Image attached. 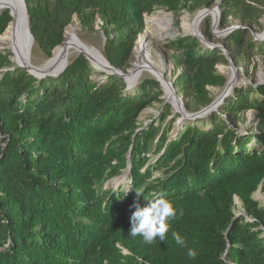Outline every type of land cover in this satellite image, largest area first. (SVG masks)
Listing matches in <instances>:
<instances>
[{
  "label": "trees",
  "instance_id": "obj_1",
  "mask_svg": "<svg viewBox=\"0 0 264 264\" xmlns=\"http://www.w3.org/2000/svg\"><path fill=\"white\" fill-rule=\"evenodd\" d=\"M219 1L221 28L234 15L260 23L264 0H26L35 44L48 57L65 40L77 16L92 27L103 20L104 56L126 69L145 14L175 15ZM12 17L0 12V35ZM214 38L212 18L204 31ZM237 63L240 53L264 56V41L248 29L225 38ZM168 46L181 54L177 89L195 108L213 102L223 87L221 49L197 37L178 36ZM0 48V264H264V84L236 88L213 112L186 122L171 137V108L140 131V113L156 99L155 79L129 92L118 75L92 78L80 53L59 76L38 79ZM262 121L241 134L240 113ZM153 153V155H150ZM131 157L130 161L129 158ZM129 167L127 188L106 187ZM163 175L155 177V171ZM244 215L235 217V198ZM126 250L128 253H124Z\"/></svg>",
  "mask_w": 264,
  "mask_h": 264
},
{
  "label": "rangeland",
  "instance_id": "obj_2",
  "mask_svg": "<svg viewBox=\"0 0 264 264\" xmlns=\"http://www.w3.org/2000/svg\"><path fill=\"white\" fill-rule=\"evenodd\" d=\"M214 6H218L220 9L219 22H218V24L214 30L215 33H213L214 38L210 39V38L206 37L204 34V31L206 30V27L208 25V18L211 17L212 22H213V15L212 14H208L205 18H203L201 23H200V26H199V32L204 34L205 38L209 42L214 43V44H218V45H225L224 38L228 34L227 35L219 34L218 31L225 29L227 27H231V26L247 25L255 33L262 34L264 32V14H263L262 18L260 19V23L258 22V23L252 24V25L244 23L241 19L236 18L234 15H229L227 25L225 27L221 28L220 25H221L222 20H223V12H222V9L220 8L219 1L215 5H213L212 7H214ZM212 7H210V8H212ZM161 10L166 11L165 9H161ZM158 11L159 10L155 11L154 13H152L150 15L145 14V28L142 30L141 33L138 34V36L136 38V41L134 44V49H133V56L131 58L130 64L126 69L119 68L122 71H124L126 74L128 73L129 69L132 67L133 61L135 60V53H134L135 51L134 50H135L138 39L140 38V36L142 34H146V35L149 34L148 27H147V17L154 15V14H157ZM199 11H197L196 13L185 12L181 15H175L173 12L166 11L167 16L168 17L170 16L169 18L173 19L172 20V33L165 36L164 38H159V39L153 38V43L151 44L152 45L151 49H152L154 57H158V55L163 54L167 58V64H166V67L164 68V71H163V78L166 81H168V83H169V90H170L169 92L170 93H168L166 86L162 82H160V80H157L156 76L152 75L151 71L148 69L140 70L133 77H129L128 81H126L123 77H121L124 79V81L126 83V89L129 92H133V93L137 91L140 83L143 82L144 80H147V79H150V80L155 79L161 85V87L158 90V93H156V99H154L152 101L151 105H149L147 108H145L140 113V115L138 117V121H137V124L139 127L136 130L137 132L140 131L141 129L145 128L149 124L155 122L157 120V118L161 115V113L165 112L167 108H171V113H172L167 118V122L172 125L171 131L169 133V135L171 137L178 135V133L182 130L184 123L196 122L197 119L201 118V117H197V118L191 119V118L187 117V113H184V110H185V112H195V111H198L200 109L197 110L195 108V104H192L193 103L192 98L187 99L183 93L178 92L177 78H178L179 74L183 71V68H182V66H180L177 63V58H178V56H180L181 53L178 50L171 48L172 46H168V44H170L172 41H174L178 36L197 37L193 34L194 31L189 32V31H185L183 29V21L187 19L188 21L193 23L195 18L197 17ZM71 24L76 25L75 32L78 35V37L84 43H86L91 48H94L96 51L101 52L102 55L104 56V44H105L106 37H105L104 32L102 30L103 20L100 16L96 17L95 21L92 23V27H85L77 16H74ZM250 28H248V30L252 34V31ZM65 36H66V30H65ZM252 36H253V34H252ZM263 36H264V34H263ZM65 39H66V37H65ZM256 41H264V38L256 39ZM202 43L211 49H217V48L209 46L205 42H202ZM0 48H2V47L0 46ZM226 48L228 49V51L230 53L229 48L227 46H226ZM5 49H7V48H5ZM80 53L81 52H75V53H72L71 55H69V53H67L65 55V57H66V59H68V61L70 63L71 60H73L75 57H77ZM31 57H32L33 64L35 66L41 67V68L44 67L46 65V63L51 58V57H48L42 50H40L35 43H34V47H33ZM238 60H239V62H237V63L234 61V64L237 68V70L235 71L236 80L234 81V84H233L232 88L230 89L229 94L227 95L226 98L221 100V102L215 107V109L212 112L208 113L206 116L210 115L213 112H217V113H220L221 116H223L224 118L231 119L232 117L229 115L228 112H221L220 109H221V106L225 103L226 99L234 94L235 89L241 88V89L245 90L246 88L250 87L251 85L257 87L256 84H259V85L264 84V56L263 55H257V54L253 55V54H249V53L245 52L243 54L242 53L239 54ZM90 62L93 64V66L96 70V72H94V74L92 75V78H94L95 80H103L106 77H108V75H117V74H111L106 69H103V68L101 69L99 66L94 64L93 61H91V60H90ZM217 68H218V71L220 73H222L223 75L226 76L227 82H229L231 80V77L233 74V71L230 67L229 62L228 63H219L217 65ZM62 72L57 73L56 75H46V76H42V77L41 76L37 77L34 74H32V75L36 76L38 79H44L48 76H59ZM224 88H225V86H223V87H211L210 88L211 95L213 97V101L221 96V94L224 91ZM177 100L181 103L180 107L176 106ZM237 124H238L239 131L241 132V134H246V133H248L247 132L248 130L254 131V132L259 130L261 127L262 121L258 118L256 111L253 109H250V110L244 111V112L239 114V116L237 117ZM1 125L2 124L0 122V146H4L6 144L5 139L7 138V135L3 134ZM150 155H153V153H151ZM130 159H131V157L129 158V161H130ZM128 170H129V167H127L124 170V172L121 175H119L118 177L111 179V180H108L106 183V187H110V188L113 187L115 189L127 188L130 185ZM161 175H163V172L158 171V170L155 171V174H154L155 177H158ZM254 198L260 202L261 206H264V191H262L261 189L256 191L254 194ZM235 203H236L235 217H239V216L244 215L245 211L242 207V202L238 197L235 198ZM124 253H128V252L126 250H124Z\"/></svg>",
  "mask_w": 264,
  "mask_h": 264
},
{
  "label": "bare ground",
  "instance_id": "obj_3",
  "mask_svg": "<svg viewBox=\"0 0 264 264\" xmlns=\"http://www.w3.org/2000/svg\"><path fill=\"white\" fill-rule=\"evenodd\" d=\"M0 3H12L15 6L17 5L16 0H0ZM2 10L4 9L0 8V12ZM169 17L167 16L166 11L159 10L157 14L151 15L147 18V27L150 35L142 34L138 39L134 50L135 60L133 61L132 67L128 71V77H133L143 69L150 70L151 74L156 77L162 76L164 68L167 64V58L163 54L158 55V57H154L151 49V44L153 43V38H164L165 36L172 33L173 19ZM200 23L201 22H198L197 20L192 23L186 19L183 21V29L189 32L199 30ZM75 30L76 25L71 24L67 27L65 42L60 48L56 50L54 58L47 64L48 67H61V64L63 62L62 58L64 55H66L67 53L71 55L72 53L80 52V49H84L85 51H87L96 62L102 60V53L96 51L94 48H91L86 43H84L78 37ZM0 46L16 53V56H13L12 54V58L15 59L14 61L24 63L30 60V63L33 64L31 55L34 44L32 45L30 51H28V49L26 48L15 45L12 42L9 32H7L4 35H0ZM231 80V84L233 86L234 81L236 80L235 72H233ZM165 85L168 93H170L169 84L167 81H165ZM176 106H181V103L178 100L176 102Z\"/></svg>",
  "mask_w": 264,
  "mask_h": 264
},
{
  "label": "water",
  "instance_id": "obj_4",
  "mask_svg": "<svg viewBox=\"0 0 264 264\" xmlns=\"http://www.w3.org/2000/svg\"><path fill=\"white\" fill-rule=\"evenodd\" d=\"M16 1H17L16 6L13 5L12 3H6V4L0 3V8H2L4 10L8 9L10 11V15L12 17V20H11L8 28L1 35H4L5 33L9 32L10 37L12 39V42L15 45H19L22 48H26V49H28V51H30L32 45L35 43V38H34V35L31 31V27H30L29 14H28L26 0H16ZM208 14L213 15L212 32L215 33L214 30H215V28L219 22V18H220L219 17L220 9L218 6H214L212 8H204V9L200 10L194 21L197 20L198 22H201L202 19L205 18ZM248 28H250V27L247 25L231 26V27H227L225 29L218 31V33L223 34V35H227L236 29H248ZM251 31H252V34H253L255 40L264 38V36H263L264 32L262 34H259V33H255L252 29H251ZM193 34L195 36H197V38H199V40L207 43L209 46L221 49L224 52V54L226 55L232 71L235 72L237 70V68L234 64V60L231 57V55H230V53H229V51L225 45H218V44H214V43L209 42L205 38L204 34L199 32V30H194ZM64 42H63V44H64ZM62 45L56 47L53 50V54H52L50 60L42 68L33 65L32 63H30V60L27 62H24V63L14 61L15 59L12 57H11V60L14 61L17 66H19L21 68H25L29 73L34 74L37 77H40V76L42 77V76H46V75H56L57 73L64 71L65 68L69 64V61H68V59H66L65 55L62 58L63 62L61 64V67L52 68V67H48L47 64L50 61H52V59L55 56L56 50L58 48H60ZM80 50H81L80 51L81 53H83L89 60L93 61V63L96 64L97 66H99L101 69L102 68L106 69L111 74H117L120 77H123L126 81L129 80L128 73L126 74L124 71H122L118 67L113 66L106 59V57H104L103 55H102V60L96 62L95 60H93L92 56L87 51H85L84 49H80ZM11 53L13 54V56H16V53H14L13 51H11ZM156 79L160 80V82H162L165 85L166 80L163 78V74L160 77H156ZM231 81L232 80H230L229 82H227L225 84V88H224V91L221 94V96L219 98H217L216 100H214L211 104H209L208 106L203 107L202 109L195 111V112H185V110H184V113H187V117L191 118V119H194L197 117H205L208 113L212 112L215 109V107L221 102V100H223L224 98L227 97V95L230 92V89L232 88ZM256 85L258 86L259 84H256Z\"/></svg>",
  "mask_w": 264,
  "mask_h": 264
}]
</instances>
